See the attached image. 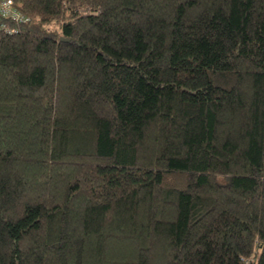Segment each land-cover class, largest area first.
I'll list each match as a JSON object with an SVG mask.
<instances>
[{
    "label": "trees",
    "instance_id": "1",
    "mask_svg": "<svg viewBox=\"0 0 264 264\" xmlns=\"http://www.w3.org/2000/svg\"><path fill=\"white\" fill-rule=\"evenodd\" d=\"M17 8L0 264H264V0Z\"/></svg>",
    "mask_w": 264,
    "mask_h": 264
},
{
    "label": "built area",
    "instance_id": "2",
    "mask_svg": "<svg viewBox=\"0 0 264 264\" xmlns=\"http://www.w3.org/2000/svg\"><path fill=\"white\" fill-rule=\"evenodd\" d=\"M30 21V17L17 8V0H0V35H17L19 26Z\"/></svg>",
    "mask_w": 264,
    "mask_h": 264
},
{
    "label": "water",
    "instance_id": "3",
    "mask_svg": "<svg viewBox=\"0 0 264 264\" xmlns=\"http://www.w3.org/2000/svg\"><path fill=\"white\" fill-rule=\"evenodd\" d=\"M62 41H64V40H62Z\"/></svg>",
    "mask_w": 264,
    "mask_h": 264
}]
</instances>
